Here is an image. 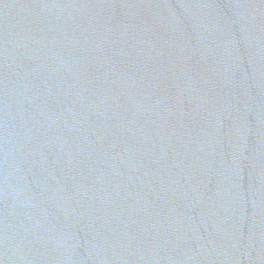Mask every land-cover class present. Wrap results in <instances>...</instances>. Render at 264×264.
I'll return each mask as SVG.
<instances>
[{
	"label": "water",
	"instance_id": "1",
	"mask_svg": "<svg viewBox=\"0 0 264 264\" xmlns=\"http://www.w3.org/2000/svg\"><path fill=\"white\" fill-rule=\"evenodd\" d=\"M0 264H264V0H0Z\"/></svg>",
	"mask_w": 264,
	"mask_h": 264
}]
</instances>
